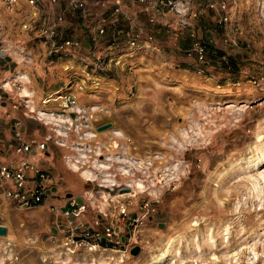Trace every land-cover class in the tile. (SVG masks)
Segmentation results:
<instances>
[{
  "label": "rangeland",
  "instance_id": "rangeland-1",
  "mask_svg": "<svg viewBox=\"0 0 264 264\" xmlns=\"http://www.w3.org/2000/svg\"><path fill=\"white\" fill-rule=\"evenodd\" d=\"M36 1V16L29 3L31 9L9 14L3 8L0 15L6 40L0 45V87L29 68H48L54 56L71 59L55 53L54 44L79 41L74 67L91 72L99 65L114 81L81 95L83 113L72 124L66 113L44 119L69 133L61 138L56 131L51 141L66 152V175L75 174L89 190L82 192L80 216L92 226L99 210L116 215L118 203L134 210L146 199L157 201L158 213L136 231L138 256L129 252L133 245L72 254L61 244L67 232L58 236L48 229L44 239L0 237V264H264V0ZM29 22L33 27L24 28ZM94 40L114 43L107 49L114 54L100 61ZM198 42L206 48L202 60L194 50ZM5 43L44 44L46 59L27 63L3 50ZM71 71L62 73L63 81L77 79ZM31 78L14 88L11 100L27 90L35 109H54L58 101L37 103ZM107 120L114 128L97 132ZM94 132L105 134L103 142ZM125 183L137 196L118 195L116 186Z\"/></svg>",
  "mask_w": 264,
  "mask_h": 264
},
{
  "label": "built area",
  "instance_id": "built-area-1",
  "mask_svg": "<svg viewBox=\"0 0 264 264\" xmlns=\"http://www.w3.org/2000/svg\"><path fill=\"white\" fill-rule=\"evenodd\" d=\"M49 1L53 2L55 0ZM28 3L32 7L31 11H33V15H38L41 8L38 7L37 1L29 0ZM0 6L1 8H4L9 14H13L15 10H17L18 0H0ZM221 7L222 9L226 8V4L224 3ZM224 18L225 17L221 19V23L223 22ZM23 24L24 28L30 29L34 25L31 22ZM101 32L103 33L104 29L101 30ZM5 41L6 40L4 36L3 26L0 25V45H3ZM136 43V40H133L131 42V44L133 45H135ZM5 44L6 46L3 47V50H5L8 54L13 56L12 53H15L19 55V57L21 56L23 58V61L27 63H31V61L33 60V53L28 51L26 52V48L24 46L19 47L15 45V43ZM79 44V41L65 39L61 43L54 44V52L59 53V56H65L70 57L71 59H75V56L77 54V52H75V49ZM194 50L201 60L205 58V55L207 53L206 48L202 43H195ZM71 59H68V61L70 62ZM96 67H99V65H96ZM87 68L88 66H85L83 69H81L79 78L72 79L67 85V89L63 91V93L59 94L54 99L53 97H51L48 100L46 99L43 101L44 103L48 102L52 104L53 102L58 101V104L54 109L53 106H51V111L48 112L44 110L45 112L43 113L50 114L53 116V118L56 115L60 116L63 113H66L67 115H70V118H68V120H71V124L73 123V119L77 120L78 118H81L83 110L81 108H78L79 97L82 94L88 92L87 90L93 87H97L99 84L98 79H91V74L89 70H87ZM73 69H75L74 65L67 64L64 70L71 71ZM29 81L30 79L28 77H25L23 73L17 74L16 77L10 78L9 80H5L0 87V104L4 101H8L9 99L11 100V97L9 96L15 87L17 89H20L23 82ZM29 103L30 96H24L23 94H21L20 99L16 103H14L13 101V107L15 108L17 106H24V108L26 109V115L32 116L37 120H43L45 124L49 125L50 122H54L53 120L46 121L42 117V112H40L39 110L38 112L34 111ZM73 113H75V116H72ZM84 125L85 127L90 128L88 122ZM56 131L61 138L68 137L69 133L67 131L65 132V135L59 134L58 130H55V132ZM13 139L14 143L11 147H0V195L17 203V205L22 208H34L41 206L48 195L47 191L52 188V177L41 167L39 168V166H37V164L29 158L25 157L19 161L4 162L1 161V157L6 154V152L9 150L8 148L18 154H32L33 151H44L47 148V142L54 138L51 134H48L43 141L31 142L25 140L23 131L17 129L14 132ZM61 144L65 145V143ZM30 172L33 173L34 177V185L32 186L29 185V182L31 181V177H29ZM126 187L130 188V191H127L126 193L133 191L131 197L137 196V192H135L133 187L129 186L128 183L118 184L116 186L118 195L122 196L121 194H126L119 192L120 189ZM112 190H114V187H111V191ZM109 194L111 195L110 191ZM111 199L113 200V198ZM156 202L157 201L155 200H143L141 203L135 204L134 210H130V208H128V203H118L117 209L119 210L117 211L116 215L112 211L107 212L99 210V215H95L92 221V226L90 227L87 226L84 222H73L72 220H70L68 223L69 229L67 231V235L64 236L61 241L62 247H64L67 252L73 254L78 249L84 248L90 252L96 251L100 248L104 250H108L111 248L113 250L121 251V249L126 248L127 245L134 246L132 240L136 235H138L136 234L138 228L143 226L144 222L147 219L153 217L158 213ZM25 203H27V206H23ZM85 205V200L83 204H80L76 200V198H72L70 208L66 209V211L63 212V215L67 218L78 217L85 211ZM107 217L110 218L109 223L103 225L102 220ZM117 228L118 230H116ZM122 237H125L124 241H122ZM137 238H139V235L136 237V239ZM103 239L105 240L102 241Z\"/></svg>",
  "mask_w": 264,
  "mask_h": 264
},
{
  "label": "crops",
  "instance_id": "crops-1",
  "mask_svg": "<svg viewBox=\"0 0 264 264\" xmlns=\"http://www.w3.org/2000/svg\"><path fill=\"white\" fill-rule=\"evenodd\" d=\"M29 0H18V11L19 9L24 8L23 6L27 7V9H31V7L28 4ZM41 2H45V0H40ZM0 15L3 13V8L0 6ZM11 23V22H10ZM73 35V34H72ZM79 36V35H77ZM81 37V36H80ZM94 39V37H91V35H87V40ZM85 36H83L82 44L87 42ZM95 41V40H94ZM93 49L97 50L100 55L99 59L102 61L103 56L105 54H114L113 51H107L108 48H113L112 46L114 43H111V45L107 46L105 44L104 46L99 44V41H95L93 43ZM21 46H24L28 52L33 51L34 55L33 58L35 60H39L38 57L41 55V62L43 64V60L45 58V46L44 44H38L36 47H31L29 45H26L25 43H22ZM92 47V46H91ZM81 49V48H80ZM109 50V49H108ZM126 56H129L130 58L133 56L128 55V53H125ZM122 56V55H120ZM55 58L54 62H49L48 68L41 67L37 69V72L33 70L32 68H29L28 73L25 75H28V78L30 81H32L33 78H35L36 83H33L31 85V92L33 95H35V98L37 100V103H40L41 101L48 100L51 97H54L55 94L65 91L64 89L67 87L69 82L63 81V74L64 69L61 70L60 67L62 65H74L75 61L72 59L70 62L68 60H65L61 57L54 56ZM133 60V59H132ZM130 60V61H132ZM65 61V62H64ZM126 61L122 64V67L125 65ZM80 69L79 64L75 66V69H73L71 72L74 74L80 75ZM95 70L90 72L91 79L92 80H99V84L96 88H99L102 84H105L108 82L110 85L111 81H114L109 75H106V71L103 69H97V67H94ZM89 70V69H88ZM116 70V68H115ZM117 71V70H116ZM70 72V73H71ZM76 72V73H75ZM76 78H79V76H76ZM81 96L79 97V99ZM5 102V103H4ZM0 104V147H11L14 143V132L15 130L19 129L23 131V136L25 140L31 141V142H39L43 141L45 137L48 134H51L53 138L55 137V128L52 126L50 127L48 124H45L43 121H37V120H30L28 118V115L25 114L26 109L23 106H17L13 107V101L10 99L8 101H4ZM17 101L14 100V103ZM48 102H46L47 104ZM79 103V102H78ZM52 104V103H51ZM11 105L13 108H11ZM80 105V103H79ZM45 107V105H43ZM41 106V108L43 107ZM43 110V109H40ZM46 111V110H45ZM26 115V116H25ZM108 121V120H107ZM101 122L100 124L107 123ZM115 123V121H114ZM14 127L16 129H14ZM170 128V127H169ZM59 127L57 128V130ZM166 130V127L164 128V132ZM95 133V132H94ZM105 133V132H104ZM115 134L120 135L121 132H115ZM103 133L96 134L93 137H97V140H100L103 142L104 140ZM122 135V134H121ZM68 138V137H67ZM47 148L44 151H38L32 154H18L15 151H11L10 148L1 157V161H19L23 158H29L30 160H33L39 168L41 167L44 171H46L51 177H52V187L57 186V191H52L51 193H48L47 197L45 198L43 204L41 206H38L36 209H33L28 207H19L17 203L4 198L2 195H0V206L1 204H5L3 210L0 212L2 213L1 223L6 225L9 229L8 235L9 239H13V241H18L16 239L25 240V236H37V234H41L42 239L47 237V230L50 229L52 231L51 227H56L57 232L55 235H61V231L67 232L69 229L68 223L70 220L76 219V221L84 222L86 225L89 222V219L83 214L80 217L75 218H67L64 217L63 212L66 211V209L70 208L72 197H67L69 190L75 188L76 194L75 196H83V193H88V189L86 188L83 183L79 182L77 176L71 173H68L69 176L66 175L65 168H64V157L66 156V152L62 148L56 147L55 143L53 141L47 142ZM82 144V143H81ZM63 145H61L62 147ZM66 146V145H64ZM75 168V167H74ZM74 171H78L76 168ZM71 176V177H70ZM29 177H31V181L29 182V185H34V177L33 173H29ZM61 180V181H60ZM64 186V188H63ZM72 193V192H71ZM81 196V197H82ZM83 198V197H82ZM35 208V207H34ZM99 215V214H96ZM69 219V220H68ZM110 218H104L102 220L103 224H108ZM90 227V225H87ZM63 227V228H62ZM54 235V236H55ZM51 237H49L50 239Z\"/></svg>",
  "mask_w": 264,
  "mask_h": 264
},
{
  "label": "water",
  "instance_id": "water-1",
  "mask_svg": "<svg viewBox=\"0 0 264 264\" xmlns=\"http://www.w3.org/2000/svg\"><path fill=\"white\" fill-rule=\"evenodd\" d=\"M7 59L11 60L10 57H7ZM4 103H5V102H4ZM112 128H114V124H113V122H112V121H107V123H103V124L97 125L95 129H96L97 132H105V131H107L108 129H112ZM14 129H16V128L14 127ZM33 153H34V151H33ZM60 181H61V180H60ZM52 191L56 192V191H57V186L52 187V188H51L50 190H48L47 192H48V193H51ZM127 191H130V188H129V187L122 188V189L119 190V192H121V193H126ZM67 197L76 198V200H77L80 204H83V203H84V200H83V198H82L81 196H75V197H74V194L71 193V192H68ZM4 206H5L4 203L1 204V206H0V211L3 210ZM23 206H27V203H25ZM1 218H2V215L0 214V221H1ZM151 218H152V217H151ZM159 225H160V227L163 226L162 223L159 224ZM51 228H52V231H53V232H57V228H56V227L53 226V227H51ZM116 230H118V228H117ZM8 231H9V229L7 228V226L4 225V224H2V223L0 222V237H7V236H8ZM104 240H105V239H103L102 241H104ZM124 240H125V237H122V241H124ZM141 251H142V247H141V245H139V244H136V245L132 246V247L129 249L130 254L133 255V256H138V255L141 253Z\"/></svg>",
  "mask_w": 264,
  "mask_h": 264
},
{
  "label": "bare ground",
  "instance_id": "bare-ground-1",
  "mask_svg": "<svg viewBox=\"0 0 264 264\" xmlns=\"http://www.w3.org/2000/svg\"><path fill=\"white\" fill-rule=\"evenodd\" d=\"M24 76L27 77L26 75H24ZM24 92L27 94V95H26V94H23L24 96H31V94H30L27 90H25ZM29 94H30V95H29ZM31 108H32L34 111H37V112H38V110L40 111V109H38V110L35 109L34 106H31ZM40 112H42V115H43L42 117L45 118V119H50V118L53 117V116L50 115V114H49V115H50L51 117H47V116H49V115L46 114V113H43V112H45V111H43V110L40 111ZM55 118H57V117H54V120H55ZM65 120H66V119H63V118L60 119V121H62V122L65 121ZM67 121H68V120H67ZM59 134L65 135V134L61 133L60 131H59ZM120 135H121V134H120ZM78 149L82 150L81 148H78ZM81 152H82V151H81ZM83 154H84V153H83ZM76 162H77L76 160H74V161H70L71 165L73 164V166L78 167L79 164H77L78 162H77V163H76ZM80 166H81V165H80ZM100 166H101L102 168L108 169V168H106V167L103 166V165H100ZM81 167H82V166H81ZM78 168H79V167H78ZM85 171H86V170H85ZM88 171H89V170H88ZM88 171H87V172H88ZM83 173H86V172H83ZM88 173H89V172H88ZM86 175H87V174H86ZM88 175H90V173H89ZM91 176H92V174H91ZM260 176L264 177V171H261ZM128 185L131 186V187H133V184H131V183H128ZM136 186L139 187V188H143L144 185H143V183L138 182V184H137ZM126 194H130V195H131V194H133V191H132V192H129V193H126ZM126 194H121V195H122V196H125ZM105 197H107V195H106Z\"/></svg>",
  "mask_w": 264,
  "mask_h": 264
},
{
  "label": "trees",
  "instance_id": "trees-1",
  "mask_svg": "<svg viewBox=\"0 0 264 264\" xmlns=\"http://www.w3.org/2000/svg\"><path fill=\"white\" fill-rule=\"evenodd\" d=\"M216 53V52H215Z\"/></svg>",
  "mask_w": 264,
  "mask_h": 264
}]
</instances>
